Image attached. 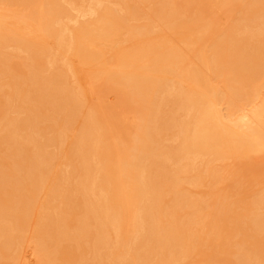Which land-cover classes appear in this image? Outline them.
<instances>
[{"label": "bare ground", "instance_id": "bare-ground-1", "mask_svg": "<svg viewBox=\"0 0 264 264\" xmlns=\"http://www.w3.org/2000/svg\"><path fill=\"white\" fill-rule=\"evenodd\" d=\"M139 1L0 0V264L29 239L39 264H182L208 236L224 264H264V192L237 206L217 187L237 170L214 164L264 150V97L246 111L264 87V0H151L155 23ZM214 7L236 10L227 27ZM96 83L132 104L130 130L90 105ZM205 179L201 198L186 189Z\"/></svg>", "mask_w": 264, "mask_h": 264}, {"label": "rangeland", "instance_id": "rangeland-1", "mask_svg": "<svg viewBox=\"0 0 264 264\" xmlns=\"http://www.w3.org/2000/svg\"><path fill=\"white\" fill-rule=\"evenodd\" d=\"M130 1L133 3L134 0H130ZM174 1H177L178 3L185 4L189 0H174ZM199 2L201 3V5L199 4ZM150 3H151V0L139 1V15L140 16H137V17H140L139 18V23L146 22V21L150 20V19H148V20L146 19L147 14L151 12V9L150 8H151V5L152 4H150ZM197 3L201 7L202 6L205 7V5L207 4L206 1L204 3L203 0H198ZM199 6H197V7L191 6V11H194V10L197 11L199 9ZM208 11H210V12H204L202 10V12H204V15H206L210 19H211V16H209L207 14H210V15H212V17L214 19H217L216 26L218 28H222V27L225 28V25L227 27V24H229L230 19H231V17H233V15L235 14V11L236 10L235 9H229V8L214 7L212 10L210 9ZM73 13H76L77 14V11L73 10ZM87 17L88 16H86V17L80 16L78 19L84 21V20L88 19ZM229 17H230V19H229ZM156 19H158V18L156 17ZM227 20H229V21L226 22ZM157 21L159 22V19ZM73 22H71V23L73 24ZM150 22L155 23V22H153V20H150ZM124 30L125 29L122 30L120 28V31H119L118 36H117V38L118 37L120 39L122 38L121 40L123 42L125 41V38H126L125 35H124V33H126V31H124ZM117 41H120V40L117 39ZM11 49L13 50V52H15L14 55L17 54V57L16 56L15 57L13 56V58H15V60H17V61H15L13 58H11V60H14L15 61L14 62L15 64H16V62L18 63V61L21 63L22 62V59L25 56V53L24 52H21L19 50L18 51L17 50H14L13 48H10L9 51H11ZM10 63H12V61ZM15 64H14V66H15ZM18 66H19L18 69H21V71L22 70L24 71L26 69V68H24V65H18ZM9 74H11V71L9 73L4 74L2 77H0V79H1L0 82H2V81L5 82V83L8 82V77L7 76ZM72 74L71 73L68 74L69 75L68 76V79H69V81H70L71 84H73L74 82L77 84L78 81L80 83H82L78 78H76L77 76L74 77ZM75 78H76V80H78L77 82H76ZM82 79H85L86 80V78H84L83 76H81V80ZM85 80H83V83H84ZM217 82L218 81L215 80V83L216 84H217ZM76 84H73V86H75ZM106 84L107 83H99V84L96 83V84H94V86L95 85L96 86L93 87L92 89H94L95 91L91 89L93 93H91L92 95H90V92H89V95H88V96L91 97L90 100L88 99L89 102H90V105H92L93 103L95 104L92 107H94V108L96 107L95 109H97V113L101 117L108 118L109 115H110V113H111V115L112 114L115 115L118 118L117 121L115 119H113V121L114 120L116 121V122L114 121L115 124H116V126H118V124H119V127L121 128V130H123L124 127L127 128L129 126L127 129L130 130L132 128V124H133V121H134V114H135L133 112L132 104H126V105L125 104H122L123 101H120L121 96L123 95V93L121 92V90L120 89L113 88V87H110V86L108 87V85H106ZM219 84L221 85V82ZM222 85H223V83H222ZM3 89H4V91H7V90L11 89V86L6 85V86H4ZM263 97H264V87L261 89L260 96L252 104H250V105H248L246 107V111L247 110H250L252 107H255L256 105H258V103L261 101V99ZM120 104H122V105H120ZM13 114L15 115V113H10V115L14 116ZM115 116H112V117H115ZM111 123H109V125ZM110 126L111 127L112 126L115 127V128L112 129V131H110V136L111 137L113 135L115 136V134H118L119 135V133H118L120 131V129H118L119 127L117 128L116 126H114V123H112ZM71 127L68 130V134H70V135H72L73 132L75 131V124L72 125ZM116 129H118V131ZM122 132H125V131H122ZM122 132L120 131L121 134H122ZM124 135H127V134H124ZM121 136H123V135H121ZM121 136H118V137H121ZM112 138H114V137H112ZM124 138H125V136H124ZM164 142L166 144L169 143V141L167 142V140H165ZM252 156L250 158H248V159H242V160L235 159V161H234V159L233 160H230L229 159L228 161L226 160V163L225 162H215L214 163L217 167L224 168L223 170L221 169V171L219 173L220 176L223 174V172L225 171V169H227V170L230 169L231 170L230 172H232V170H237V171H234V172H237L236 174L234 173V175L233 174L231 175L230 173L227 174V176L229 177V178L227 177L228 179L226 177H224V174H223V177H224L223 181L221 180L220 182L217 183L218 184L217 185L218 189L219 190L221 189L220 193L222 192L223 194L224 193L231 194V198H232V196H234V198H232V199H235V198L238 199V197H239L238 201L239 200L240 201L239 202H236V205L237 206H239V205L240 206L247 205L248 202H243V201L245 199H247L248 197H249L248 198V200H249L250 197H251V195H253L254 191H256V192H258V191H261L262 192L263 191L264 192V171H263L264 170V150L263 151H260V152H258L256 154H254ZM246 161H248V162L247 163H244ZM248 163L250 165L246 169H239L244 164H248ZM253 170H254V172H253ZM244 171L245 172L247 171L246 174L243 173ZM256 171H257V173H256ZM227 173H228V171H227ZM250 174H252V175H250ZM236 180H239L238 182H239V184H241V192H240V194H237V193H235L232 190L233 184L236 185L234 182L237 183ZM183 185H185V182H184ZM188 185H189L188 187H187V184L185 185L187 187L186 189L188 190V188H189L192 191V193H194V194H192L190 192V190H188V191L193 196H196L198 198H201L202 195H204L209 190V188H210L209 187L210 186L209 185V182L206 179H205V183L202 184V185H200V186L190 185L189 183H188ZM165 200H166V202H169L171 204L175 199L173 198V195L171 194L170 196L169 195L166 196V199ZM164 206H166L165 205V202H164ZM182 211L181 212L179 211L180 213H178V215L180 214V217H178V219L181 218L182 214H183V218L182 219L183 220L184 219H187L185 217V213H184L185 210L183 212ZM245 211H247V210H245ZM182 219H181V221H183ZM185 221L187 222V220H185ZM29 222H30V224L34 223V219H31ZM184 224L186 225L185 222H184ZM182 225H183V223H182ZM222 233L227 234L228 233V229H224V231H222ZM263 244H264V242H263ZM226 248H227V243H225V241L218 242V240L215 237L212 238V237L208 236V237H205L204 238V241H203V244H202V248H201L202 250H204L206 252H203V253L199 254L198 251L195 248H193L192 249L193 251L190 254H188L189 256L187 255L188 256L187 259L186 258L184 259L186 261H183V262H184V264L185 263L186 264H202V262L205 261V262H207V264H224L223 262L225 261V259L222 262V260H221L222 259V255H221L220 251L221 250H224ZM212 250L215 253L212 256H210V254H208L207 251L210 252ZM20 252H21L20 253L21 256L18 259L17 264H39L40 257H39V254L36 251L35 243H34L33 240L29 239L26 242V244H24V246L22 247V249H21ZM218 260H220V261H218ZM183 262H182V264H183ZM3 263L4 264H11V261L4 260ZM204 264H206V263H204Z\"/></svg>", "mask_w": 264, "mask_h": 264}]
</instances>
